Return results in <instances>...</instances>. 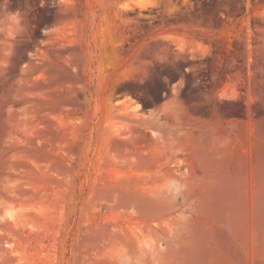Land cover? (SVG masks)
Segmentation results:
<instances>
[{"label": "rangeland", "instance_id": "1", "mask_svg": "<svg viewBox=\"0 0 264 264\" xmlns=\"http://www.w3.org/2000/svg\"><path fill=\"white\" fill-rule=\"evenodd\" d=\"M0 264H264V0H0Z\"/></svg>", "mask_w": 264, "mask_h": 264}]
</instances>
